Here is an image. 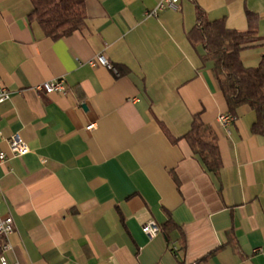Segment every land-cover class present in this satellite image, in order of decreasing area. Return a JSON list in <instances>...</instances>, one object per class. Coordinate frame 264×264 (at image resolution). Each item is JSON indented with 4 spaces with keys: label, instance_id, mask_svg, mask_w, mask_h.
<instances>
[{
    "label": "crops",
    "instance_id": "crops-1",
    "mask_svg": "<svg viewBox=\"0 0 264 264\" xmlns=\"http://www.w3.org/2000/svg\"><path fill=\"white\" fill-rule=\"evenodd\" d=\"M159 1L88 0L86 27L52 40L29 20V0H0V86L11 92L0 106V213L16 225L0 253L9 243L10 264H264V136L251 132L249 105L220 124L231 114L215 63L187 39L198 9L240 31L250 11L261 40L241 58L257 67L264 0L183 1L148 17ZM99 55L115 71L93 66ZM59 78L69 95L36 91ZM196 116L217 136L218 175L183 139ZM14 134L30 153L11 155Z\"/></svg>",
    "mask_w": 264,
    "mask_h": 264
},
{
    "label": "trees",
    "instance_id": "trees-1",
    "mask_svg": "<svg viewBox=\"0 0 264 264\" xmlns=\"http://www.w3.org/2000/svg\"><path fill=\"white\" fill-rule=\"evenodd\" d=\"M31 22H36L45 36L61 39L82 31L86 27L88 0H29ZM248 29L228 28L225 20L210 21L201 9L197 12V25L187 34L193 48L202 46L203 63L214 62V75L226 100L229 113L236 117L238 109L249 105L256 113L251 132L264 136V53L257 67H246L241 53L261 40L257 27L258 17L247 11ZM264 46V45H263ZM206 169L216 175L222 168L217 136L212 127L199 116L194 118L191 130L183 137Z\"/></svg>",
    "mask_w": 264,
    "mask_h": 264
},
{
    "label": "built area",
    "instance_id": "built-area-1",
    "mask_svg": "<svg viewBox=\"0 0 264 264\" xmlns=\"http://www.w3.org/2000/svg\"><path fill=\"white\" fill-rule=\"evenodd\" d=\"M183 1L187 2H194L195 0H160L157 7L148 12V17L157 16L159 12L164 10H173L177 11L180 8V4ZM93 66L101 65L105 66L110 70H114L115 68L106 60V58L102 55L96 57V59L92 62ZM36 91L40 93H45L47 95L51 94H61V95H69L70 90L67 86L65 79L59 78L50 80L47 82L42 83L41 85L37 86ZM11 99V92L3 87L0 86V106ZM235 120V117L232 115H221L219 117L220 124L227 128L229 124ZM88 130L94 129V125H91L87 128ZM9 150L13 157H20L25 156L30 153V148L28 144L24 141V139L19 134H14L9 140ZM8 160V156L4 152H0V165L4 164ZM4 202V199L0 197V206ZM15 220L13 216H2L0 213V238L1 237H8L15 231ZM143 232L150 236H156L160 232V228L154 223L150 222L143 227ZM11 250V246L9 243H5L1 247L0 253V264H10L7 259V252ZM177 251V250H176Z\"/></svg>",
    "mask_w": 264,
    "mask_h": 264
}]
</instances>
